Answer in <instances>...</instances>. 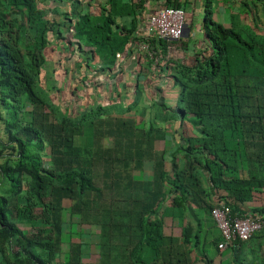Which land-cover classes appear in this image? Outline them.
Masks as SVG:
<instances>
[{
	"label": "trees",
	"instance_id": "1",
	"mask_svg": "<svg viewBox=\"0 0 264 264\" xmlns=\"http://www.w3.org/2000/svg\"><path fill=\"white\" fill-rule=\"evenodd\" d=\"M39 1L0 0V156L13 159L0 165L9 184V196L0 194L1 264H82L84 244L64 241L65 200L82 224L100 226L104 264H189L192 247L217 244L207 231L200 235L215 205L245 216L243 204L264 192V34L241 23L226 27L209 11L208 45L171 76L180 89L176 104L163 116L151 104L140 127L102 104L71 115L43 82L51 37L110 67L130 31L114 30L107 6L93 14L80 0H67L70 10L51 20ZM167 3L181 7L179 0ZM159 118L182 126L178 151L187 161L180 169L173 161L172 173L155 146L165 138L153 123ZM149 161L152 177L136 178ZM214 192L222 196L212 205ZM257 212L264 215V208ZM19 217L31 227H18ZM180 219L182 241L168 226Z\"/></svg>",
	"mask_w": 264,
	"mask_h": 264
},
{
	"label": "crops",
	"instance_id": "2",
	"mask_svg": "<svg viewBox=\"0 0 264 264\" xmlns=\"http://www.w3.org/2000/svg\"><path fill=\"white\" fill-rule=\"evenodd\" d=\"M80 1L83 2L82 8L90 9L93 14L100 13L102 7H109L116 22L114 30L124 28L125 35L128 31L130 33L127 34L124 51L118 52L115 62L110 67L98 59L86 61L84 53L78 50L75 53L70 52L66 39L51 37V44L46 48L47 63L43 82L53 89L50 91L52 99L71 115L96 108L98 104L104 105L110 112L118 113L129 107L143 106L141 109H144L151 104H157L155 111L159 113L158 116L165 115V107L171 112L170 109L176 104L180 90L171 77L175 73L174 68L181 63L193 62L196 55L208 45L205 19L209 11L212 12L211 16L215 21L226 27H231L233 22L241 23L264 34V0H179L181 7L186 11L187 26L183 36L178 40H159L148 35L149 16L168 4L167 0ZM52 2L55 1L40 0L39 7L45 10L51 20L60 19L59 15L56 14L54 17L53 13H50L53 9ZM63 4L68 9L66 11H69L70 2L65 0L59 5ZM149 37L156 48L155 60L144 53L138 55V43ZM88 65L93 69H89ZM147 100L151 103L148 106ZM146 110L149 112L150 108ZM157 127L164 131L165 138L156 140V150L165 154L166 170L172 173L173 161L178 164L179 169L187 161L185 154L178 151L179 146L184 143L182 126L180 123L176 126L175 133L170 139L174 148L170 150H167L169 142L163 128L165 126ZM149 162L152 163L150 168L153 174V162ZM221 196L222 192H214L212 196L208 195L207 199L213 205L221 200ZM242 208L248 214L258 213V209L264 208V192H255L254 198L243 204ZM192 219H189V222L197 230V220ZM209 223H214V228L208 229ZM209 223L202 220L200 235L207 231V236L212 237L211 240L217 237V244L210 243L208 247L199 244V247H192L189 264H264V234L220 251L217 246L222 240L221 231L214 218ZM183 224L181 219L168 223V226L173 228V235L180 241Z\"/></svg>",
	"mask_w": 264,
	"mask_h": 264
},
{
	"label": "rangeland",
	"instance_id": "3",
	"mask_svg": "<svg viewBox=\"0 0 264 264\" xmlns=\"http://www.w3.org/2000/svg\"><path fill=\"white\" fill-rule=\"evenodd\" d=\"M60 2L55 3L52 2L53 9L50 10V13H53V16L56 17V11L57 15L61 17L60 12H63V15H66V10H68L65 5H59ZM7 12L11 15H17L15 11L7 10ZM50 54V53H48ZM172 78H169L171 80ZM160 101V99H158ZM147 106L151 103L147 100ZM143 106H136L133 107L131 111H122L123 113L118 114V112H112L111 114L113 116H121L123 118H130L133 117L136 120V123L140 127H145L148 121L150 120L151 111H146V109L150 108V106L145 107L144 109H141ZM164 110L167 112L168 108L165 107ZM54 116L51 115V118ZM159 121V122H157ZM156 126H165L163 127L164 130H166L167 133V150H170L174 148L172 144V134L175 133L176 126H179V122L175 120H166L163 121L161 118L159 120H156L154 122ZM188 126H191L190 123L187 124ZM113 139L112 138H105L104 144L107 146L113 145ZM171 142V143H170ZM7 153L10 152V150L6 151ZM3 153L2 156H0V165H3L6 160L13 159L10 157L12 154ZM170 159L168 158V161ZM152 163L148 162L146 163L145 167L135 172L136 178L139 179H149L152 177V168H150ZM9 187L8 182L6 181L5 177L0 172V194L9 196L7 189ZM71 206L72 201L71 200H65L63 204V211H62V228L64 233V241L68 245L70 242H77L84 244V253L82 254L83 260L82 264H104L101 257L100 252V244H101V238H100V226L98 225H92V226H86L82 224L81 219L78 215H75L71 212ZM15 222L17 223L18 227L27 230L31 227V222L28 219H25L23 217H19L15 219ZM1 261H3V255L0 253V264ZM66 261V259H64ZM66 263V262H65Z\"/></svg>",
	"mask_w": 264,
	"mask_h": 264
},
{
	"label": "built area",
	"instance_id": "4",
	"mask_svg": "<svg viewBox=\"0 0 264 264\" xmlns=\"http://www.w3.org/2000/svg\"><path fill=\"white\" fill-rule=\"evenodd\" d=\"M186 18L184 8L165 4L149 16L148 35L159 40H178L183 36L187 26ZM150 37L138 43V55L144 53L155 60L156 48ZM212 215L222 235V240L218 244L220 251L233 247L237 241H247L264 229V215L234 214L231 206L224 202L212 208Z\"/></svg>",
	"mask_w": 264,
	"mask_h": 264
}]
</instances>
